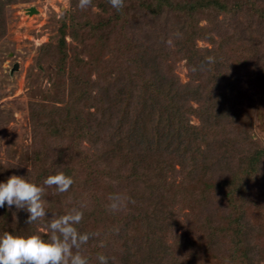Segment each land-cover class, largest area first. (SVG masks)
I'll return each mask as SVG.
<instances>
[{
    "label": "rangeland",
    "instance_id": "374dc122",
    "mask_svg": "<svg viewBox=\"0 0 264 264\" xmlns=\"http://www.w3.org/2000/svg\"><path fill=\"white\" fill-rule=\"evenodd\" d=\"M144 1L124 0L117 11L108 0L85 7L80 0H13L0 11V181L15 174L42 185L57 172L71 176L67 191L44 186L42 199L48 215L80 209L75 227L89 233L80 248L88 264H99L98 254L108 264H264V0L234 13L201 11L191 21L152 15ZM112 17L117 22L108 25ZM186 35L200 56L214 52L236 88L231 114L206 126L203 157L175 165L157 186L166 155L139 158L104 142L114 143L117 125L128 129L142 110L141 75L173 76L181 85L208 80V68L191 60L199 77L181 50ZM188 119L200 126L195 115ZM96 147L106 155L93 166ZM257 152L249 175L247 162ZM114 196L116 210L109 207ZM1 210L4 223L27 216ZM48 219L27 228L47 238Z\"/></svg>",
    "mask_w": 264,
    "mask_h": 264
},
{
    "label": "trees",
    "instance_id": "16d2710c",
    "mask_svg": "<svg viewBox=\"0 0 264 264\" xmlns=\"http://www.w3.org/2000/svg\"><path fill=\"white\" fill-rule=\"evenodd\" d=\"M252 1L256 2V0H236V3L230 4L233 3L232 0H145L143 3V9L157 17L170 19L169 14L174 13L180 19L191 21V19L201 11L218 10L221 8L226 11L225 14L234 13L242 10L243 8H248L249 3ZM12 2L13 0H6L4 2L0 0V11L12 4ZM77 3L78 2L74 3L72 6L76 10V13L73 12V16L75 18L76 14L79 13L78 9L76 8L78 5ZM260 14L262 18H264V5ZM69 17L72 18V13L69 15ZM113 18L114 17L109 18L108 25L117 22V19ZM76 19L73 18L75 22L78 21ZM78 22L80 23V19ZM78 22H76V25ZM101 26L102 24H98V27ZM105 26L107 27V25L104 24L103 27L105 28ZM83 28L84 27H82V29ZM1 31L2 27H0V34ZM186 36L187 40L182 45L181 50L184 53L189 54L188 59L190 61L194 58L199 59L198 64L200 67H203V69L208 68V80L205 79V83L202 82V84H200V79H197V83H195V80H193V82H189L186 85H181L177 83V80L173 76L171 78L172 80L168 81L165 78L166 76L161 74L160 76L155 75L153 77L152 75L149 77H142L141 75L138 78L141 82V88L144 92L143 94L146 95H143L142 97V110L138 111L136 117H134V121L129 123L130 126H128V129L126 126H124V122H121L120 125H117L114 138L115 144L112 142L110 144L109 142H104L105 146L108 147V150L111 149V151L113 150L114 152H116L115 149H117L119 151L133 153L134 156L137 154H143L144 157L146 154H149V157L155 155H159L161 157L166 155L167 157H165L164 159L166 160L162 162L163 166L160 173L161 176L163 174L164 178L160 177L161 179L154 181L157 186L158 182L160 184L166 183V181L169 179L168 172L170 173L174 171L175 165H179L181 168H183L186 164H193L197 157H203L201 152L203 146L202 136L207 130L206 126L211 125L213 122L219 121V119L223 116L225 117L231 114L229 111V105L232 101L230 91L236 87H230V85L227 84L229 81L225 74H223L220 69L217 68L219 61H217V59L211 58V56L214 55L212 54L214 52L206 50L204 51L205 54L200 56L198 52L195 51V44L193 43L195 38L190 35ZM132 37V35H129V38L132 39ZM259 48L260 47H258V49ZM259 52L264 56V49H260ZM150 54L152 55L153 52L151 51ZM146 65L147 64L145 63L144 67L149 71L150 68H148ZM189 65H191L193 73L195 72L200 77V70L197 64L191 61ZM159 67V64H157L150 70V72L154 73L155 71H158ZM206 84H208V86H206ZM229 87L230 90L228 89ZM205 91H207V94ZM204 94H206V96H204ZM208 94L212 97V101L209 99ZM121 96L125 97L128 95L124 90H122ZM209 100L211 102H209ZM195 105L197 106L196 108H194ZM217 107L223 108L218 110ZM191 115H195L199 119V127L190 123L188 116ZM128 117L129 116H127L125 113L121 118L124 120ZM124 131H126V135L124 134ZM94 134L96 133L94 132ZM111 145L114 146V148H110ZM105 151L106 150H104L103 153L99 155L98 148L96 147L95 157L93 160H91V164L93 166H97L96 163L98 162L99 158H101L102 155H106V153H104ZM250 156L244 159L245 161L252 158L249 160V162H247L248 170L246 171H248L247 173L249 175H251V172H254V168L259 163V159L262 155H260V152H257L251 158H249ZM173 160L175 163L171 164ZM241 164L242 162L240 163L239 167H241ZM149 184V189L154 191L153 185L150 182ZM153 195L154 194H151V196ZM1 209V213L5 214L7 217L9 213L16 208L15 206H5ZM18 218V222H0V234L9 232L6 231V227L10 228V233L18 235L37 234V231H35L34 228L33 230H31V228H27L33 223H25V220L23 221L24 216ZM26 231L30 232L26 234Z\"/></svg>",
    "mask_w": 264,
    "mask_h": 264
},
{
    "label": "clouds",
    "instance_id": "9594fccd",
    "mask_svg": "<svg viewBox=\"0 0 264 264\" xmlns=\"http://www.w3.org/2000/svg\"><path fill=\"white\" fill-rule=\"evenodd\" d=\"M108 2L117 11L123 5V0ZM88 3L89 0H80L79 6L85 7ZM72 183V177L63 172L48 175L42 185L29 181L26 176L15 174L0 181V208L15 206L25 211L27 224L45 216L49 218L47 238L37 234H0V264H88L80 248L88 241L89 233L79 232L75 227L82 219L80 209L72 207L64 214L48 215L42 199L44 186L54 185L57 192H65ZM119 203L120 197L114 196L109 207L116 210ZM97 260L99 264H108V258L103 254H98Z\"/></svg>",
    "mask_w": 264,
    "mask_h": 264
},
{
    "label": "water",
    "instance_id": "95a60500",
    "mask_svg": "<svg viewBox=\"0 0 264 264\" xmlns=\"http://www.w3.org/2000/svg\"><path fill=\"white\" fill-rule=\"evenodd\" d=\"M32 12V11H31Z\"/></svg>",
    "mask_w": 264,
    "mask_h": 264
}]
</instances>
